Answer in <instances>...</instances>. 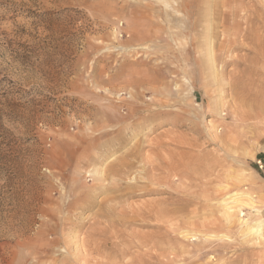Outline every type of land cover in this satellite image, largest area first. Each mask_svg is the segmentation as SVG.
I'll use <instances>...</instances> for the list:
<instances>
[{
	"label": "rangeland",
	"instance_id": "374dc122",
	"mask_svg": "<svg viewBox=\"0 0 264 264\" xmlns=\"http://www.w3.org/2000/svg\"><path fill=\"white\" fill-rule=\"evenodd\" d=\"M258 159L264 0H0V264H264Z\"/></svg>",
	"mask_w": 264,
	"mask_h": 264
},
{
	"label": "bare ground",
	"instance_id": "6f19581e",
	"mask_svg": "<svg viewBox=\"0 0 264 264\" xmlns=\"http://www.w3.org/2000/svg\"><path fill=\"white\" fill-rule=\"evenodd\" d=\"M224 3V2H223ZM209 11V10H208ZM219 12V11H218ZM213 14V13H212ZM214 20V19H213ZM218 21V20H217ZM224 32V31H223ZM213 34V33H212ZM214 36V35H213ZM201 38V37H200ZM204 38V37H203ZM238 38V37H237ZM203 42V41H202ZM211 48V45H210ZM214 52V51H213ZM212 53V52H211ZM208 55V54H207ZM231 56V55H230ZM207 59V58H206ZM209 66V65H208ZM217 69V68H216ZM212 71V70H211ZM216 73V72H215ZM212 76V75H211ZM215 76V75H214ZM225 81V80H224ZM137 124V123H136ZM130 158V157H129ZM94 161V160H93ZM115 168V167H114ZM130 169V168H129ZM101 173V172H100ZM247 196L250 198V201L241 199V195H238L236 192L230 196L229 200H225L222 203L224 204V210L227 217V221L230 220L231 222L235 219V208L234 206L237 205V207L241 208L244 205L251 206L253 208V211L260 212V209H258L254 204V197L247 194ZM234 204V205H233ZM241 215L244 216L245 212L241 211ZM240 215V216H241ZM229 221V222H230ZM242 224L246 226V234H249L254 237L256 240H262L264 239V216L257 215L256 218H254L251 221H249V218H244L241 221Z\"/></svg>",
	"mask_w": 264,
	"mask_h": 264
},
{
	"label": "built area",
	"instance_id": "2783aa9c",
	"mask_svg": "<svg viewBox=\"0 0 264 264\" xmlns=\"http://www.w3.org/2000/svg\"><path fill=\"white\" fill-rule=\"evenodd\" d=\"M257 163H258V165H259V168H260L261 170H264V161H263L262 159H258V160H257Z\"/></svg>",
	"mask_w": 264,
	"mask_h": 264
}]
</instances>
